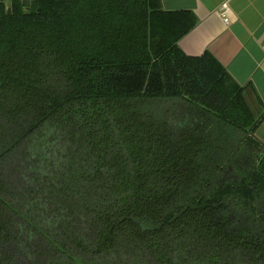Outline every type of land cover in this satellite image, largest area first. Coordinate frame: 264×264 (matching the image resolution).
Segmentation results:
<instances>
[{
  "label": "trees",
  "instance_id": "trees-1",
  "mask_svg": "<svg viewBox=\"0 0 264 264\" xmlns=\"http://www.w3.org/2000/svg\"><path fill=\"white\" fill-rule=\"evenodd\" d=\"M196 25L0 0V264H264V116Z\"/></svg>",
  "mask_w": 264,
  "mask_h": 264
},
{
  "label": "crops",
  "instance_id": "crops-1",
  "mask_svg": "<svg viewBox=\"0 0 264 264\" xmlns=\"http://www.w3.org/2000/svg\"><path fill=\"white\" fill-rule=\"evenodd\" d=\"M162 7L195 15L197 25L180 41L181 50L212 54L246 89L256 117L264 116V0H162ZM256 138L264 145V120Z\"/></svg>",
  "mask_w": 264,
  "mask_h": 264
},
{
  "label": "rangeland",
  "instance_id": "rangeland-1",
  "mask_svg": "<svg viewBox=\"0 0 264 264\" xmlns=\"http://www.w3.org/2000/svg\"><path fill=\"white\" fill-rule=\"evenodd\" d=\"M6 3L8 4V3H9V0H6ZM180 108H181V107H178L177 109L172 110L171 113L169 114V115H170V118L172 117V118H171L172 122L175 121V116H176L177 118H180V114H179V112H182V111H180ZM183 112H184V111H183ZM186 114H187V111H186Z\"/></svg>",
  "mask_w": 264,
  "mask_h": 264
},
{
  "label": "built area",
  "instance_id": "built-area-1",
  "mask_svg": "<svg viewBox=\"0 0 264 264\" xmlns=\"http://www.w3.org/2000/svg\"><path fill=\"white\" fill-rule=\"evenodd\" d=\"M225 22L228 23L229 22V19H225Z\"/></svg>",
  "mask_w": 264,
  "mask_h": 264
}]
</instances>
